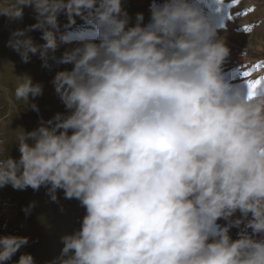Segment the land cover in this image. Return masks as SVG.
I'll return each instance as SVG.
<instances>
[{"label":"clouds","instance_id":"obj_1","mask_svg":"<svg viewBox=\"0 0 264 264\" xmlns=\"http://www.w3.org/2000/svg\"><path fill=\"white\" fill-rule=\"evenodd\" d=\"M26 6L36 22L7 42L22 62L39 53L48 66L61 13L96 33L59 58L73 65L53 78L68 112L19 128L18 158L0 141V187L46 186L54 202L62 189L86 210L45 264H264V83L250 96L225 80L229 48L197 0H154L149 22L137 13L133 26L121 0H0V14L20 20ZM17 80V100L42 93L29 75ZM219 218L228 223L213 227ZM242 223L232 239L229 225ZM28 243L0 235V264Z\"/></svg>","mask_w":264,"mask_h":264},{"label":"rangeland","instance_id":"obj_2","mask_svg":"<svg viewBox=\"0 0 264 264\" xmlns=\"http://www.w3.org/2000/svg\"><path fill=\"white\" fill-rule=\"evenodd\" d=\"M121 1L123 2H121L122 8L125 10L126 7V11L128 12L127 6L123 5H125L124 3L130 5V0ZM241 1L244 4L249 2L257 7L253 13H250L252 11L250 8L247 11L248 14L245 13L242 15L240 24H250V26L248 25L250 31L242 30L241 32L249 35V38L256 37L255 39L263 40L264 13L260 14V12L264 9V0H238V2ZM148 2L149 0H143V3L138 7L139 13L146 15L149 12L146 6ZM5 17L0 14V23L2 24L0 27L3 28V23L10 27L5 31L0 30V141H3V147L9 149V154L13 158H18L20 155L18 146L13 141L20 129L24 132L31 131L39 126L41 120L47 121L52 119L57 113L66 114L68 112L55 91L53 78L58 71L71 70L73 65L70 63H60L59 58L65 49L77 47L80 43L57 41L58 47L54 54H58L60 57L53 60L51 57L54 54L50 51L47 67L44 66L39 57V53H30V60L27 63L22 62L19 54L9 47L7 42L13 30L18 28L23 29L34 24L36 18L33 20L27 19L18 25L17 22L12 24L11 22L4 21ZM79 17L81 16H74L75 19ZM254 19L255 21L259 19V25L256 27L251 24ZM130 21L131 19L129 18L128 26H130ZM78 23L79 21L76 22V24ZM82 23L88 25L86 26L89 27L87 30L92 31L94 29V26H91L84 18H82ZM135 23L134 21L131 26ZM75 25L69 23L68 17L61 13L58 16V28L54 30V34L55 36L59 34V38L65 37L66 29ZM40 31L32 30L27 33L37 45L46 43L42 39V32ZM253 41L254 39L250 40L252 45H260L257 42L252 43ZM252 47L254 48L252 49V56L264 58V45L262 46L263 49L260 50H257L258 46ZM24 74L29 75L33 83L42 85V93L35 97L30 95L27 103L23 100H17L14 95V90L18 82L17 76ZM33 103L38 106L39 111H34L31 107L27 106ZM70 132L71 130H69ZM56 196L57 200L55 202L52 201L47 193L46 186H41L39 190L35 191L31 187L24 190L13 189L11 185L0 187V235L12 234L8 230L11 231L10 228H13V235L29 237V243L22 246L7 264H14V261L18 260L22 253H30L36 261V264H45V262L53 260L60 254L63 247L61 237L72 234L77 230L75 227L69 226L71 211L72 216L75 218L81 212L80 209L85 208L75 198L66 199L62 189H57ZM30 203L34 204V206L26 214L24 209ZM75 223L74 220L73 225ZM231 230H233V227H229V232ZM229 235L232 239L237 238V236H233V233Z\"/></svg>","mask_w":264,"mask_h":264},{"label":"bare ground","instance_id":"obj_3","mask_svg":"<svg viewBox=\"0 0 264 264\" xmlns=\"http://www.w3.org/2000/svg\"><path fill=\"white\" fill-rule=\"evenodd\" d=\"M203 1L205 3L204 6H202ZM142 3L143 0L141 1L130 0V5L124 3L125 5L123 6H127L128 8V12L126 11V7H125V11L127 12L128 16L131 17L130 26L134 23V21L136 22V14L140 12L138 7ZM197 3L201 7L202 11L207 12L212 17L213 22L217 25V35L219 37L224 38L225 43L229 48V55L225 58L221 66V69H227L225 74L223 73L225 80L231 85L237 84L240 87L245 86L244 82H246V79L241 75V73L242 70H246L247 68H241V66H244L247 60L254 62L258 59L257 57L252 56V49H254L252 46H258L257 50H260L263 49L262 46L264 45V41H263L264 39L263 40L255 39L256 37L249 38L248 37L249 35L244 34L238 29V27L241 26L240 20L242 15L247 13L250 7H248V5L242 4L241 2H238L235 5H231L229 2H222V0H197ZM247 3L250 4L249 2ZM23 13H24L23 18L20 20H9L7 17H5L4 21L11 22L12 24L17 22V24L20 25V23L25 22L27 19L33 20L36 18L35 11L32 7L24 8ZM263 13H264V9L260 12V14ZM232 14H237V15L232 19H228V15L232 16ZM1 25L2 24L0 23V26ZM9 28H10L9 26L3 23V28H1L0 30L5 31L6 29ZM252 39H254L252 43L257 42V44L260 45H252L250 42V40ZM70 49H65V50H70ZM54 55L57 59L60 57L58 56V54H54ZM263 68H264V60H263L262 69ZM80 210L83 211V213L85 214L86 212L85 209H80ZM240 215L241 214L239 213V211H237L233 215L232 219H235ZM79 216H80V212L75 217L76 223L78 222L77 218ZM220 220L222 221L223 225L227 223V221L223 218H220ZM80 227L81 226H79V228ZM229 227L231 228L233 227L234 231L238 229L241 230L243 228V223L239 227L232 225H230Z\"/></svg>","mask_w":264,"mask_h":264},{"label":"snow or ice","instance_id":"obj_4","mask_svg":"<svg viewBox=\"0 0 264 264\" xmlns=\"http://www.w3.org/2000/svg\"><path fill=\"white\" fill-rule=\"evenodd\" d=\"M232 4L238 3V0H231ZM228 19H232L231 15H228ZM244 31H250V28L248 26H245ZM256 68V65L251 66V68L242 70L241 75L246 79V83L249 88V95L254 94V89L258 87L261 83H264V78L257 77L255 79L250 78L252 71H254Z\"/></svg>","mask_w":264,"mask_h":264}]
</instances>
